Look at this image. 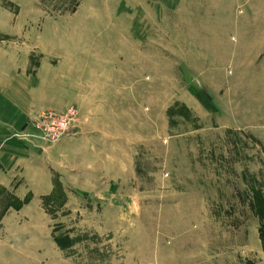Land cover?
Returning <instances> with one entry per match:
<instances>
[{
  "label": "rangeland",
  "instance_id": "rangeland-1",
  "mask_svg": "<svg viewBox=\"0 0 264 264\" xmlns=\"http://www.w3.org/2000/svg\"><path fill=\"white\" fill-rule=\"evenodd\" d=\"M15 14L30 73L51 69L20 136L54 178L43 264H264V0H31ZM13 198L0 193V221L28 203Z\"/></svg>",
  "mask_w": 264,
  "mask_h": 264
},
{
  "label": "crops",
  "instance_id": "crops-1",
  "mask_svg": "<svg viewBox=\"0 0 264 264\" xmlns=\"http://www.w3.org/2000/svg\"><path fill=\"white\" fill-rule=\"evenodd\" d=\"M30 3L0 0V193L28 202L17 212L8 211L0 221V264L45 262L47 241L40 234L45 238L48 227L37 225L36 219L42 218V200L55 192L46 153L23 139L34 113L50 99L47 79L42 76L51 70L47 62H40L33 76L30 49L14 48L19 38L15 7L25 9Z\"/></svg>",
  "mask_w": 264,
  "mask_h": 264
},
{
  "label": "built area",
  "instance_id": "built-area-1",
  "mask_svg": "<svg viewBox=\"0 0 264 264\" xmlns=\"http://www.w3.org/2000/svg\"><path fill=\"white\" fill-rule=\"evenodd\" d=\"M67 113H68V115L71 116V114H72L73 112H72L71 110H68ZM45 115H46L45 118H44L45 120H47V119H52V117H53L50 113H46ZM50 121H53V122H54V120H50Z\"/></svg>",
  "mask_w": 264,
  "mask_h": 264
},
{
  "label": "trees",
  "instance_id": "trees-1",
  "mask_svg": "<svg viewBox=\"0 0 264 264\" xmlns=\"http://www.w3.org/2000/svg\"><path fill=\"white\" fill-rule=\"evenodd\" d=\"M77 1H78V0H76V2H77ZM75 8H76V6H75ZM75 8H73L72 11H73ZM13 199L16 200L15 198H13ZM25 202H27V201H24V202H18V203H19V205H20V204L25 203ZM261 229H263V228H261ZM261 231H262V230H261Z\"/></svg>",
  "mask_w": 264,
  "mask_h": 264
}]
</instances>
